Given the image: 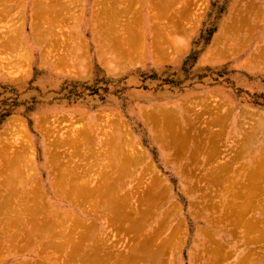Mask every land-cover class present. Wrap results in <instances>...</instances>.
I'll return each instance as SVG.
<instances>
[{"label":"rangeland","instance_id":"obj_1","mask_svg":"<svg viewBox=\"0 0 264 264\" xmlns=\"http://www.w3.org/2000/svg\"><path fill=\"white\" fill-rule=\"evenodd\" d=\"M43 1L0 0V190L7 169L18 175L3 195L17 197L14 211L0 209V264H95V244L130 253L140 237L155 257L128 264H264V0H121L120 18L113 8L107 16L108 0ZM63 187L79 195L58 194ZM96 189L115 214L93 209ZM35 195L69 214L56 231L76 230L79 242L86 234L90 258L43 248L34 226L38 244L20 249L38 221L25 224L18 212ZM232 206L241 220L227 216Z\"/></svg>","mask_w":264,"mask_h":264},{"label":"bare ground","instance_id":"obj_2","mask_svg":"<svg viewBox=\"0 0 264 264\" xmlns=\"http://www.w3.org/2000/svg\"><path fill=\"white\" fill-rule=\"evenodd\" d=\"M124 1H125V0H124ZM6 2H7V1H6ZM15 2H16V1H15ZM40 2H41V1H39V3H40ZM43 2H44V1H43ZM106 2H107V1H106ZM120 2H121V0H110V1L108 0V2L106 3V5H107L106 7H107V8H106V9L104 8L105 11L107 12V16H108V17H109V15L111 14V13L109 14L108 12H111V11H112V10H110V8L112 9L114 5L116 6V5H117L118 3H120ZM125 2H126V1H125ZM128 2L131 3V0L128 1ZM128 2H127V4H129ZM44 3L47 4V3H46V0H45ZM123 3H124V2H123ZM41 4H42V2H41ZM41 4H39V5H41ZM45 4H43L42 6H38L37 8H35V10H36V9L38 10L39 8H42V7H43V10H45V8H44V7H46V6H44ZM58 4H59V3H58ZM110 4H111V5H110ZM120 4H121V3H120ZM11 5H12V4H11ZM49 5L52 6L53 4L49 3ZM49 5H47L48 8L50 7ZM104 5H105V3H104ZM109 5H110V6H109ZM0 6H1V5H0ZM55 6L58 7L57 5H55ZM59 6H60V5H59ZM65 6H66V5H65ZM65 6H64V9H65ZM115 6H114V7H115ZM10 7H13V6H10ZM10 7H7V9L10 8ZM33 7H36V6H33ZM47 7H46V9H47ZM56 7H55V8H56ZM68 7H69V6H68ZM128 7H129V6H128ZM130 7H131V6H130ZM14 8H15V7H14ZM58 8H61V7H58ZM58 8H57V11H58ZM121 8H122V7H121ZM124 8H125V7H124ZM126 8H127V7H126ZM131 8H132V7H131ZM5 9H6V8H4V11H5ZM33 9H34V8H33ZM51 9H52V10H51ZM53 9H54V5H53V7H50L49 10L47 9L46 11H44L43 14L45 13L46 16H47V13H48V14H52L51 11H53ZM67 9H68V8H67ZM113 9H114L116 12L118 11L117 13H115V15H116L115 17H116V18H117V17L120 18V16H121V15L118 16V15H119L118 13H121V14L123 13V14H124V11L126 12V10H124V9H123L122 12H120V9L118 8V6H117V9H118V10H116V8H113ZM255 9H256V8H255ZM255 9H254V10H255ZM11 10H13V9L11 8ZM37 10L34 11L35 14H36V13H39V14H40L41 11H42V10H41L40 12H39V11L37 12ZM50 10H51V11H50ZM54 10H55V9H54ZM7 11H8V14H9V10H7ZM251 11H252V10H251ZM1 12H2V11L0 10V13H1ZM50 12H51V13H50ZM53 12H55V11H53ZM5 13L7 14V12H5ZM11 13H12V12H11ZM11 13H10V14H11ZM113 13H114V11H113ZM113 13H112V14H113ZM252 13H253V12H252ZM262 13H263V12H262ZM6 14H5V15H6ZM39 14H37L36 16H38ZM108 14H109V15H108ZM123 14H122V15H123ZM2 15H4L3 12H2ZM2 15H0V17H2ZM5 15H4V17H5ZM45 15L42 16V14H41L42 19H41L40 16H39V18H40L42 21H43V20L45 21V17H46ZM48 16H49V15H48ZM104 16H106V14H105ZM111 16H112V15H111ZM111 16H110V17H111ZM43 17H44V18H43ZM115 17H114V18H115ZM5 18H6V17H5ZM247 18H249V17H247ZM46 19H47V18H46ZM237 19H238V18H237ZM243 19H244V17H243ZM238 20H239V19H238ZM244 20H245V19H244ZM247 20H248V19H247ZM42 21H41V23H42ZM257 21H258V20H257ZM235 22H236V21H235ZM241 22H242V21H241ZM257 25H258V23H257ZM226 33H227V32H226ZM230 38H231V37H230ZM128 39H129V38H128ZM121 44H122V43H121ZM238 44H239V43H238ZM240 44H241V43H240ZM123 45H124V44H123ZM129 45H130V44H129ZM120 49H121V48H120ZM130 50H131V49H130ZM134 50H135V49H134ZM222 50H223V49H222ZM119 51H120V50H119ZM224 51H225V50H224ZM121 52H122V49H121ZM221 55H222V54H221ZM261 58H263V57H261ZM154 116H155V115H154ZM156 116H158V115H156ZM162 117H163V116H162ZM164 117H165V116H164ZM165 118H167V117H165ZM164 120H165V119H164ZM166 120H167V119H166ZM168 121H169V120H168ZM148 122H149V121H148ZM155 122H156V121H155ZM222 122H223V121H222ZM160 123H161V122H160ZM170 123H171V122H170ZM167 124H168V122H167ZM172 124H174V123H172ZM175 124H176V123H175ZM169 126H171V125H169ZM169 126H168V127H169ZM176 126H178V125H176ZM176 126H175V128H177ZM259 126H260V125H259ZM171 127H172V126H171ZM166 128H167V127H166ZM158 129L160 130V128H158ZM158 129H157V130H158ZM161 129H163V127H162ZM153 130H154V129H153ZM157 130H156V132H157ZM168 130H169V129H168ZM160 131L163 132V130H160ZM169 132H170V130H169ZM255 132H256V131H255ZM171 133H172V132H171ZM161 134H163V133H161ZM164 134H165V133H164ZM157 136H158V135H157ZM163 136H164V135H163ZM168 136H169V135H168ZM161 137H162V136H161ZM170 138L172 139V137H170ZM177 138H178V137H177ZM177 138L175 139V141L177 140ZM155 139H156V138H155ZM164 139H168V137H167V138H164ZM180 139H181V138H180ZM183 139H184V137H183ZM210 139H211V138H210ZM184 140H186L185 142L187 143V139L185 138ZM184 140H182V141H184ZM156 141H157V140H156ZM180 141H181V140H179V142H180ZM206 141H207V140H206ZM117 142H118V140H117ZM166 142H167V141H166ZM168 142H169V141H168ZM173 142H174V139H173ZM173 142H172V143H173ZM179 142H178V143H179ZM185 142H183V143H185ZM189 142H190V141H189ZM209 142H210V141H209ZM175 143H176V142H175ZM175 143H174V145H175ZM180 143H181V142H180ZM180 143L178 144L179 147H180ZM183 143H182V144H183ZM207 143H208V142H207ZM187 144L189 145V143H187ZM107 145H108V144H107ZM172 145H173V144H172ZM185 145H186V144H185ZM203 145H204V144H203ZM106 147H107V146H106ZM167 147H168V145H167ZM186 147H187V146H186ZM186 147H185V148H186ZM206 147H207V146H206ZM168 148H170V144H169V147H168ZM172 148H173V147H172ZM172 148H171V149H172ZM171 149H170V150H171ZM166 150H167V149H166ZM173 150H174V148H173ZM109 151H110V150H109ZM168 151H169V150H168ZM179 151H180V150H179ZM205 151H206V148H205ZM173 152H175V151H173ZM186 153H188V152H186ZM240 153H241V152H240ZM260 153H261V152H260ZM107 154H108V153H107ZM176 154H177V153H176ZM209 154H210V152H209ZM253 154H254V153H253ZM262 154H263V153H262ZM262 154L259 155V157L262 156ZM109 155H110V154H109ZM238 155H239V154H238ZM241 155H242V154H241ZM263 155H264V154H263ZM116 156H117V155H116ZM106 157H107V155H106ZM238 157H240V156H238ZM238 157H237V158H238ZM253 157H254V156H253ZM259 157H258V159H257V161H258L257 163L260 162L261 164H263L262 166L264 167V158H262L263 161H260L261 158L259 159ZM113 158H114V157H113ZM120 158H121V157H120ZM120 158H119V159H120ZM240 158H241V157H240ZM189 159H190V158H189ZM211 159H212V158H211ZM234 159H235V157H234ZM251 159L253 160V158H251ZM116 161H117V164H118L119 161H118L117 159H116ZM191 161H192V160H191ZM236 161H237V160H236ZM15 162H16V161H15ZM103 162H104V161H103ZM121 162H122V161H120V164H121ZM8 163H9V162H8ZM11 163H13V162H11ZM16 163H17V162H16ZM113 163H114V162H113ZM115 163H116V162H115ZM9 164H10V163H9ZM104 164H105V163H104ZM120 164H118V165H120ZM7 165H8V164H7ZM12 165H13V164H12ZM108 165H109V164H108ZM114 165H115V164H114ZM118 165H117V166H118ZM205 165H206V164H205ZM256 165H257V164H256ZM256 165H255V166H256ZM10 166H11V165H10ZM13 166H14V165H13ZM62 166H64V165H62ZM65 166H67V165H65ZM115 166H116V165H115ZM117 166H116V167H117ZM259 166H260V165H259ZM259 166H256V167H259ZM57 167H58V166H57ZM60 167H61V166H60ZM107 167H108V166H107ZM119 167H120V166H119ZM122 167H123V165H122ZM122 167H121V168H122ZM263 167L260 166V168H259V172H261L260 176H263V174H264V171H263L264 169H263ZM8 168H9V166H8ZM12 168H13V167H12ZM68 168H69V167H68ZM222 168H223V167H222ZM222 168H221V169H222ZM225 168H226V167H225ZM6 169H7V168H6ZM6 169H5V170H6ZM61 169H63V168H61ZM109 169H110V167H109ZM218 169H219V168H218ZM231 169H232V168H231ZM249 169H250V168H249ZM260 169H261V170H260ZM58 170H59V169H58ZM256 170H257V169H256ZM13 171H14V170H13ZM13 171H12V174H13ZM60 171H61V170H60ZM222 171H223V170H222ZM227 171H228V170H227V168H226V172H227ZM257 171H258V170H257ZM7 172H8V173H7ZM16 172H18V171H16ZM63 172H64V171H63ZM104 172H105V170H104ZM112 172H113V171H112ZM116 172H117V171H116ZM217 172H220V171H217ZM223 172H224V171H223ZM248 172H249L248 174H250V173L252 172L251 169H250V171H248ZM259 172H256V174L258 173V175H259ZM5 173H6V178H7L6 180H7V181L5 180V177H4V180L6 181V183H5V181H4V183L7 184V185L1 183V184L3 185V189L0 190V196H1V197H0V201H1V202H0V207H1L0 209H2V206H3V208L5 207V208L8 209V205H9V206H10V207H9V210H11V209L13 210L14 205L17 204L16 202H14V203H15L14 205H13V204L10 205V204H11V201H13L12 198H14V196H13V197H9V195H7V196L9 197V199H11V200L9 201V199H6V200H5L4 198H6V197H4L3 195L6 196V194H9V193H12V192H13V187H15L17 184H14L15 186H13V181H12V180L15 179V178H16V180H17L18 177H16V176H18V175L15 174V178H14L13 176H11V174H9L10 172L8 171V169H7V171H5ZM5 173H3V174L5 175ZM60 173H61V172H60ZM65 173H66V172H65ZM65 173L62 174V175H64V176L61 175L63 179L65 178ZM19 174H20V173H19ZM102 174H103V172H102ZM107 174H109V172H108ZM218 174H219V173H218ZM218 174H217V175H218ZM252 174H254V172H252ZM256 174H255V175H256ZM104 175H105V174H104ZM110 175H111V174H110ZM215 175H216V173H215ZM215 175H214L215 178H217L218 176H220V174H219L218 176H217V175L215 176ZM221 175H222V174H221ZM255 175H254V176H255ZM21 176H22V175H21ZM107 176H108V175H106V176H104V177H107ZM113 176H114V175H113ZM113 176H112V177H113ZM223 176H224V174H223ZM223 176H221V177H223ZM226 176H228V175H226ZM226 176H225V177H226ZM108 177H110V176H108ZM112 177H111V178H112ZM116 177H117V176H116ZM116 177H115V179H116ZM214 177H212V178H214ZM221 177H220V179H221ZM225 177H224V178H225ZM249 177L252 179L253 175H251V176L248 175L247 180L249 179ZM19 178H20V177H19ZM22 178H23V177H22ZM113 178H114V177H113ZM224 178H222V179H224ZM226 178H227V177H226ZM259 178H260V177H259ZM261 178H264V177H261ZM100 179H101V178H100ZM102 179H103V177H102ZM104 179H105V178H104ZM107 179H108V178H107ZM217 179H218V178H217ZM217 179H215V180H217ZM228 179H229V178H228ZM245 179H246V178H245ZM256 179H257V178H256ZM16 180H15L14 182H16ZM18 180H19V179H18ZM109 180H110V179H108L107 181H109ZM118 180H119V179H118ZM121 180H123V179H121ZM212 180H213V179H212ZM103 181H104V180H103ZM115 181H116V180H115ZM115 181L113 180L112 182L115 183ZM225 181H226V180H225ZM245 181H246V180H245ZM249 181H251V180H249ZM254 181H255V179L253 180V183H254ZM22 182H23V181H22ZM119 182H121V181H119ZM216 182H217V181H216ZM241 182L243 183V181H241ZM246 182H247V181H246ZM19 183H20V182H19ZM100 183H101V182H100ZM119 184H120V183H119ZM119 184H118V185H119ZM244 184H247V183H243V184H242L244 187L247 186V185H244ZM250 184H251V187H252V188H255V187H253L255 183L252 185V183L250 182ZM103 185H104V184H103ZM103 185H101V186H103ZM115 185H116V183H115ZM118 185H117V186H118ZM120 185H121V184H120ZM216 185H217V184H216ZM240 186H241V184H240ZM1 187H2V186H1ZM16 187H17V186H16ZM16 187H15V188H16ZM97 187H98V186H97ZM109 187H110V186H109ZM112 187H115V186H112ZM159 187H160V186H159ZM21 188H22V187H20V189H21ZM69 188H70V186H69ZM95 188H96V187H95ZM95 188H94V189H95ZM105 188H106V187H105ZM160 188H161V187H160ZM73 189H75V190H73ZM82 189H83V188H82ZM101 189H102V188H101ZM101 189H100V190L96 189V191L94 190L93 196L95 195V197H98V198H94V197H93V198H94V199H93V200H94V202H93V209H97V211H98L99 209H101V212L103 211L104 213H105V211L109 210V211H108V214H110V213H109L110 211H111V213H114L113 211H117V210H119V209H116V210H115L114 206H116V205L114 204V202H115L114 200H113L112 202H108L107 200H106V201L104 200V201L102 202V200H103L102 198H104V197H103L102 194H101V193H102V192H101ZM148 189H150V188H148ZM155 189H156V188H155ZM155 189H154V190H155ZM69 190H71V189H69ZM69 190H68L67 187H63V188H58V190H56V191L58 192V194H60V193L62 192L63 194L72 195L71 198H73V199H75V198H74L72 192H75V194H77L76 191H79V192H80V190H76V188H74V187L72 188V190H71L70 193H69ZM103 190H105V189H103ZM103 190H102V191H103ZM151 190H152V189H151ZM154 190H152L151 192H153L154 195L156 196V194H155L156 191L154 192ZM157 190H158V189H157ZM166 190H167V189H166ZM250 190H252V189H250ZM250 190H249V191H250ZM17 191H18V190H17ZM20 191H21V190H20ZM106 191H109V189L106 190ZM148 191H150V190H148ZM79 192H78L77 195H79ZM110 192H111V189H110ZM110 192H109V193H110ZM157 192H158V191H157ZM23 193H24V192H23ZM147 193H148V192H147ZM249 193H250V192H249ZM249 193H248V195H249ZM16 194H17V193H15V195H16ZM75 194H74V195H75ZM149 194H151V195H149L150 198H152L151 196H154V195H152V193H150V192H149ZM243 194H244V192L242 193V195L240 194V196H239V194H238V196H239V198L243 199L242 202H243L244 204L241 202V203L243 204V207H244V206L246 207V205L249 204L248 202H249V201L251 202V200H250V199H251V196H247V197H245V199L248 198V202H247V200H244V198H243V197H244ZM23 195H25V194H23ZM36 195H37V194H36ZM36 195L34 196V198L32 197V198H33L32 200L37 201V202L35 203L34 201H30L31 203L33 202V203L35 204V206L33 205L34 208H33V206H30V207H32V209H31V208H28L29 205H30L31 203L29 204V201H27V199L25 200V201H26V204L24 203L23 200L21 201V203L23 202V203H24L26 206H28V207H26L25 205L23 206L25 212L22 210L23 207H22V208L20 207L22 213H21V212H20V213L18 212V215H19V216H21V217L23 218V217H27V216H30V215H43V216L46 217L47 219H48V217H49V220H48L49 222H48V221L46 220V218H45L47 225H48V223L51 224V223H53V222H57V219H58V221L60 222V220H61L60 217L69 216V214L66 215L64 212H61V211H59V210H57V209H54L55 206H52V207L50 206V207H49V205L47 204L48 202L46 203V206H45V202H43V201H46V200H43V198H40L43 194H41V196H39L38 198L36 197ZM77 195H76V197L78 198L79 196H77ZM106 195H108V194L106 193ZM106 195H105V196H106ZM244 195L246 196L247 193H245ZM11 196H12V195H11ZM20 196H21V197H20V199L18 198V200H21L22 198L25 199V197H26V195H25V197H24V196L22 197V195H20ZM55 196H57V195L55 194ZM130 196H131V195H130ZM158 196H160V194H159ZM158 196H157V197H154V199H155V198H158ZM228 196H229V195H228ZM242 196H243V197H242ZM2 197H3V198H2ZM8 197H7V198H8ZM109 197H110V195H109ZM124 197H125V195H124ZM145 197H147V196H145ZM230 197H231V196H230ZM249 197H250V198H249ZM15 198H17V197H15ZM15 198H14V199H15ZM27 198H28V197H27ZM30 198H31V197H30ZM30 198H28V200H29ZM36 198H37L38 200H39V199H40V200L38 201V200H36ZM110 198H111V197H110ZM122 198H123V197H122ZM234 198H235V197H234ZM236 198H237L236 200H238V197H236ZM3 199H4V200H3ZM44 199H45V197H44ZM73 199H72V200H73ZM112 199H113V198H112ZM123 199H124V198H123ZM130 199H131V198H130ZM145 199H146V198H145ZM147 199H148V197H147ZM147 199H146V201H147ZM241 199H239V202L241 201ZM16 200H17V199H16ZM42 200H43V201H42ZM138 200H139V199H138ZM141 200H142V198H141ZM148 200H150V199H148ZM226 200H227V198H226ZM234 200H235V199H234ZM234 200H233V201H234ZM227 201H228V200H227ZM19 202H20V201H18V203H19ZM104 202H105V203H104ZM128 202H129V201H128ZM136 202H137V201H136ZM153 202H154V200H153ZM239 202H238V203H239ZM245 202H247V203H245ZM112 203H113L114 205H113ZM121 203H122V202H121ZM139 203H140V202H139ZM142 203H145V202H142ZM154 203H155V202H154ZM232 203H233V202H232ZM236 203H237V202H236ZM236 203H235V204H236ZM28 204H29V205H28ZM49 204H50V203H49ZM117 204H119V203L117 202ZM129 204H131V203H128V205H129ZM151 204H152V202H151ZM242 204H241V205H242ZM245 204H246V205H245ZM18 205H19V204H18ZM18 205H17V206H18ZM21 205H22V204H21ZM47 205H48V207H49L50 209L47 208ZM123 205H124V204H123ZM238 205H239V204H238ZM241 205H240V206H241ZM12 206H13V208H12ZM44 206L46 207V209H48V210H47V213H45V209L43 210V208H45ZM124 206H125V205H124ZM124 206H123V208H125ZM138 206H139V205H138ZM152 206H153V204H152ZM234 206H235V205H234ZM248 206H249V205H247V207H246L247 210H248V208L250 207V206H249V207H248ZM230 207H231V206H230ZM243 207L241 206V209H242ZM245 207H244V208H245ZM20 208H18V211H20V210H19ZM117 208H118V206H117ZM132 208L136 209L134 206H133ZM150 208H153V207H150ZM233 208H236V209L232 211V210H230V208H229L230 212H233V213H232V214L229 213L230 215L227 214V216H230L231 219H233L232 216H233L234 212L236 211L235 213H237V207H233V206H232L231 209H233ZM251 208H252V206H251ZM53 209H54V210H53ZM111 209H112V210H111ZM120 209H121V207H120ZM125 209H126V208H125ZM130 209H131V208H130ZM134 209H133V210H134ZM238 209H239V212L241 213L242 210H240V207H239ZM252 209H253V208H252ZM104 210H105V211H104ZM121 210L123 211V209H121ZM121 210H120V211H121ZM127 210H129V209H127ZM131 210H132V209H131ZM138 210H139V209H138ZM245 210H246V209H245ZM245 210H244V211H245ZM247 210H246V211H247ZM249 210H250V208H249ZM1 211H2V210H1ZM1 211H0V215H5V214H1ZM4 211H5V210H4ZM13 211H14V210H13ZM15 211H17V210L15 209ZM48 211H50V212L48 213ZM149 211H150V210H149ZM152 211H153V210H152ZM244 211H243V212H244ZM246 211H245V212H246ZM6 212H7V211H6ZM128 212H129V211H128ZM142 212H143V211H142ZM228 212H229V211H228ZM9 213H10V212H9ZM98 213H99V212H98ZM104 213H103V214H104ZM106 213H107V212H106ZM115 213H116V212H115ZM115 213H114V214H115ZM120 213H121V212H120ZM6 214H7V213H6ZM13 214H14V213H13ZM94 214H95V213H94ZM108 214H107V215H108ZM129 214H130V213H129ZM144 214H148V213H144ZM149 214H150V212H149ZM154 214H155V212H154ZM238 214H239V213H237V215H238ZM243 214H244V213H243ZM246 214H247V213H246ZM246 214H245V215H246ZM8 215H9V214H7V216H8ZM18 215H15L17 221H14V220H13L12 222H17V223H19V222L21 221V223H22V220H18V219H19V217H17ZM104 215H105V214H104ZM112 215H113V214H112ZM123 215H124V214H123ZM152 215H153V214H152ZM152 215H151V216H152ZM231 215H232V216H231ZM234 215H236V214H234ZM237 215H236V218H237L238 221H239V219H240L239 217H240V215L242 216V213L239 214L238 217H237ZM245 215H243V217H244ZM5 216H6V215H5ZM9 216H10V215H9ZM110 216H111V215H110ZM110 216H109V217H110ZM151 216H150V217H151ZM201 216H202V215H201ZM227 216H226V214H225V217H227ZM21 217H20V218H21ZM44 217H43V218H44ZM118 217H119L118 219H120V215H119ZM127 217H128V216H127ZM129 217H130V216H129ZM146 217H147V216H146ZM233 217H234V216H233ZM51 218H52V219H51ZM56 218H57V219H56ZM59 218H60V219H59ZM111 218H112V217H111ZM141 218H143V217H141ZM148 218H149V217H148ZM203 218H204V216H203ZM227 218H228V221L231 220V219H229V217H227ZM227 218H225V219L227 220ZM236 218L233 219V220L236 221ZM241 218H242V217H241ZM50 219H51L52 221H50ZM55 219H56V221H55ZM115 219H117V218L115 217ZM115 219H114V220H115ZM149 219H150V218H149ZM210 219H211V218H210ZM45 220H44V221H45ZM80 220H81V219H80ZM140 220H141V219H140ZM153 220H154V219H153ZM208 220H209V219H208ZM208 220H206V221L209 223ZM223 220H224V218H223ZM226 220H225V221H226ZM233 220H231V221H233ZM240 220H241V219H240ZM249 220H250V219H249ZM41 221H42V220H41ZM110 221H111V220H110ZM110 221H109V222H110ZM115 221H116V220H115ZM122 221H123V220H122ZM146 221H147V220H146ZM25 222H26V221H25ZM27 222H28V220H27ZM32 222H33V221H32ZM39 222H40V221H39ZM50 222H51V223H50ZM59 222H57V223H59ZM80 222L82 223V221H80ZM163 222H164V221H163ZM207 222H206V223H207ZM245 222H246V221H245ZM251 222H252V221H251ZM28 223H29V222H28ZM30 223H31V221H30ZM41 223H42V222H41ZM60 223H61V222H60ZM115 223H116V222H115ZM118 223H119V221H118ZM139 223H140V222H139ZM143 223H145V222H143ZM149 223H151V222H149ZM211 223H212V221H211ZM237 223H238V222H237ZM253 223H254V222H253ZM255 223H256V221H255ZM255 223H254V224H255ZM25 224H26V223H25ZM25 224H24V225H25ZM38 224H39V223H38ZM160 224H161V223H160ZM33 225H34V224H33ZM41 225H42V224H41ZM44 225H45V223L42 225V226H43V227H42L43 229H44V228H45V229L48 228V227H45ZM47 225H46V226H47ZM51 225H52V224H51ZM51 225H50V226H51ZM132 225H133V224H132ZM135 225H136V224H135ZM137 225H138V224H137ZM137 225H136V226H137ZM140 225H142V224H140ZM249 225H250V224H249ZM252 225H253V224H252ZM15 226H16V225H15ZM34 226H35V225H34ZM36 226H37V228L39 227L37 224H36ZM36 226L34 227L35 229H36ZM93 226H94V225H93ZM162 226H163V225H162ZM254 226H255V225H253V228H254ZM17 227H18V226H17ZM143 227H144V226H143ZM147 227H148V225H147ZM147 227H146V228H147ZM248 227L250 228L251 226H248ZM21 228H22V227H20V229H18V230H21ZM32 228H33V226H32ZM39 228H40V227H39ZM51 228H52V227H51ZM51 228H50V229H51ZM53 228H54V227H53ZM53 228H52L51 230H53ZM62 228H63V227H62ZM70 228H71V227H70ZM72 228H73V227H72ZM72 228H71V229H72ZM76 228H78V227H76ZM133 228H134V227H133ZM137 228H141V227H137ZM251 228H252V227H251ZM40 229H41V228H40ZM45 229H44V230H45ZM50 229H49V231H50ZM55 229H56V227H55ZM63 229H64V228H63ZM142 229H143V228H142ZM204 229H205V228H204ZM16 230H17V229H16ZM22 230H23V229H22ZM37 230H39V229H37ZM44 230H43V231H44ZM46 230H47V229H46ZM144 230H145V228H144ZM202 230H203V229H202ZM213 230H215V229H213ZM213 230H212V231H213ZM252 230H253V229H252ZM254 230H255V229H254ZM61 231H62V230H61ZM75 231H76V230H75ZM75 231H74V233H75ZM136 231H137V230H136ZM177 231H178V230H177ZM206 231H207V230H206ZM212 231H210V232L212 233ZM37 232H38V231H37ZM39 232H41V231L39 230ZM46 232H47V231H46ZM46 232H45V233H46ZM64 232H65V229H64ZM139 232H140V231H139ZM201 232H202V231H201ZM207 232H208V231H207ZM217 232H218V231H217ZM263 232H264V231H262V233H263ZM30 233H31V232H30ZM30 233L27 234V237H28V235H29V236L31 235ZM65 233H66V232H65ZM65 233L63 234V232H62V234H61V235H63L62 237H65V239H64L65 242H64V241H60V242H58V240H57L58 243H56V242L53 243V241H55L53 238H55V239H58V238H59V237L56 238L57 233H56V234L54 233V236H52L53 238H50V240H53L52 242H51V241H48V240H49V236H50V234H52V233H49V235L47 234L48 236H46V234L43 233L44 235H41V236H46V237H48V238L44 237V239H43V237H41V236L39 237V238H42V239L44 240V242H45V244L43 245V248H47V249H48V248H53V249H55V250L57 249L58 251L60 250V251H59L60 253L64 252V250L67 251V250H69V249L71 250V248H72V249L76 248V247H77V243H79V241L76 242V241H75V237L73 236V238H74V240H73L74 243H73V244H75L74 247H73V245L71 244L72 241L70 240V239L72 238V236H71L72 233H71L70 235L68 234V236H65V235H66ZM74 233H73V234H74ZM144 233H145V232H144ZM214 233H215V232H214ZM214 233H213V234H214ZM34 234H35V233H34ZM37 234H38V233H37ZM39 234H40V233H39ZM59 234H60V232H59ZM59 234H58V235H59ZM73 234H72V235H73ZM145 234H146V233H145ZM217 234H218V233H217ZM52 235H53V234H52ZM80 235H81V234H80ZM83 235L85 236L86 234H83ZM149 235H150V234H149ZM158 235H159V234H158ZM205 235H207V233H206ZM211 235H212V234H211ZM263 235H264V234H263ZM32 236H33V237H32ZM35 236H36V235H35ZM35 236H34L33 233H32V235L29 237V238H31L30 240L26 238L27 241H28V243H26V242H25V243L28 244V245H26V244L24 245V244L21 243L22 246H20V249L22 250L23 248L26 249L25 247H27V248L29 247V248L27 249V251H28L30 248H32V246H31L32 242H33V241L36 242V240H32ZM69 236H70L71 238H69L68 240H70L69 242H70L71 245H68V241H67V238H68ZM75 236H76V235H75ZM84 236H83L82 239H80V244H78V247H79V246H80V247L82 246V245H81V241L85 238ZM86 236H87V235H86ZM93 236H94V235H93ZM97 236H98V235H97ZM146 236H147V235H146ZM172 236H173V235H172ZM213 236H214V235H213ZM79 237H80V236H79ZM81 237H82V235H81ZM98 237H99V236H98ZM128 237H129V236H128ZM156 237H157V236H156ZM177 237H178V236H177ZM207 237H210V238H211V236H209V235H208ZM60 238H61V236H60ZM73 238H72V239H73ZM86 238H87V237H86ZM129 238H130V237H129ZM138 238H139V237H138ZM140 238H141V242H142V239H143V238H142V237H140ZM140 238H139L138 242L136 243L137 245H134V249H133V247L131 248L133 251H132V250H131V252L128 251V252H130V253L123 252L124 250H123V251H118V250H120V249L115 250V248H117L118 246L113 247V245H110V246H112L111 248L108 247L107 245L105 246V243H104V245H103V242H102L101 240H99V241H101L102 244H101L100 242L97 243V244H95V242H96V239H95V242H94L95 245L93 244L94 246H93V250H92V251H93V260H92V259H91V260L93 261V263L95 262V264H101L102 262H103V263L106 262L105 264H107V263L109 264V262H111L112 264H115L116 262H119V263L122 262V263L124 264L125 262H126V263H127V262H129V263H130V262H134V261L138 260V259L140 258V256H141V258H142V255H143L144 253H145V254H144L145 256H146V253H147V256L150 255V256L147 258L148 260H149V259L152 260L155 256L152 258L153 255H152V253H149V250H148V249H149L148 246L151 247V245H148V243L151 242V241H150L151 239L149 238V242H148V239H147L148 237H147V238H146V239H147V240H146L147 242L144 240L145 242L143 241V244H141V242H140ZM151 238H152V237H151ZM88 239H89V236H88ZM88 239H87V240H88ZM100 239H101V238H100ZM144 239H145V238H144ZM173 239H174V238H173ZM213 239H214V237H213ZM46 240H47V241H46ZM76 240H77V239H76ZM168 240H169V239H168ZM171 240H172V239H171ZM210 240H211V239H210ZM214 240H215V239H214ZM83 241H84V240H83ZM212 241H213V240H212ZM22 242H23V241H22ZM66 242H67V244H66ZM110 242H111V241H110ZM113 242H114V241H113ZM121 242H122V241H121ZM164 242H165V241H164ZM171 242H172V241H171ZM210 242H211V241H210ZM210 242H209V243H210ZM218 242H220V241H218ZM218 242H217V243H218ZM227 242H228V241H227ZM36 243H37V242H36ZM39 243H40V242H39ZM55 243H56V244H55ZM83 243H84V242H83ZM92 243H93V242H92ZM214 243H215V242H214ZM34 244H35V243H34ZM37 244H38V243H37ZM107 244H108V243H107ZM114 244H115V243H114ZM161 244H162V243H161ZM206 244L208 245V241H207ZM32 245H33V244H32ZM66 245H68L70 248H69L68 246H66ZM115 245H117V244H115ZM209 245H210V244H209ZM30 246H31V247H30ZM38 246H39V245H38ZM38 246H37V247H38ZM45 246H46V247H45ZM71 246H72V247H71ZM75 246H76V247H75ZM83 246H84V244H83ZM159 246H160V245H159ZM170 246H171V245H170ZM172 246H173V245H172ZM219 246H220V245H219ZM223 246H224V245H223ZM33 247H34V245H33ZM40 247H41V246H40ZM78 247L76 248V249H77L76 252L78 251ZM106 247L108 248V251H105L106 253H103V254H102V252H104V250H107ZM130 247H131V246H130ZM163 247H164V246H163ZM167 247H168V246H167ZM167 247H166V248H167ZM205 247H206V246H205ZM210 247H211V245H210ZM212 247H213V246H212ZM226 247H227V246H226ZM18 248H19V247H18ZM18 248H17V249H18ZM66 248H67V249H66ZM112 248H113V249H112ZM118 248H119V247H118ZM125 248H126V247H125ZM128 248H129V246H128ZM156 248H157V247H156ZM156 248H155V249H156ZM203 248H204V247H203ZM206 248H207V247H206ZM215 248H216V246H215ZM218 248H219V247H218ZM224 248H225V247H224ZM24 249H23V250H24ZM88 249H89V248H88ZM91 249H92V248H91ZM91 249H90V250H91ZM144 249H145L146 251H144ZM153 249H154V248H153ZM160 249H162V248H160ZM169 249H170V248H169ZM207 249H208V248H207ZM219 249H221V248H219ZM23 250H22V251H23ZM82 250H83V247H82L81 251H82ZM158 250H159V249H158ZM171 250H172V249H171ZM211 250H213V248H212ZM211 250H209L208 253H209ZM217 250H218V249H217ZM217 250H216V251H217ZM25 251H26V250H25ZM27 251H26V252H27ZM203 251H205V250H203ZM216 251L213 250V251H211V252H216ZM220 251H221V250H220ZM226 251H227V250H226ZM71 252H72V251H71ZM71 252H70V253L67 252L68 255H70V254H71V256L74 255V253H73L74 250H73L72 253H71ZM76 252H75V253H76ZM90 252H91V251H90ZM122 252H123L124 254H123ZM143 252H144V253H143ZM159 252H160V251H158V253H159ZM161 252H162V251H161ZM168 252H169V251H168ZM231 252H232V251H231ZM231 252H230V253H231ZM17 253H18V251H17ZM23 253H25V252H23ZM80 253H81V252H80ZM83 253H84V252H83ZM125 253H126V254H125ZM142 253H143V254H142ZM153 253H154V252H153ZM155 253H156V256L160 254V253L158 254L157 252H155ZM208 253H207V254H208ZM218 253H219V252H218ZM14 254H15V253H14ZM63 254H65V253H63ZM76 254H77V253H76ZM86 254H87V252H86ZM86 254H85V255H86ZM162 254H163V253H162ZM205 254H206V252H205ZM17 255H18V254H17ZM59 255H60V254H59ZM87 255H88V254H87ZM154 255H155V254H154ZM210 255H211V254H210ZM65 256H66V254H65ZM79 256H80V254H79ZM79 256H78V257H79ZM88 256H90V255H88ZM211 256H212V255H211ZM213 256H214V255H213ZM218 256H220V255L218 254ZM222 256H223V255H222ZM68 257H69V256H68ZM80 257H81V256H80ZM86 257H87V256H86ZM8 258H9V256H8ZM72 258H73V256H72ZM72 258H71V259H72ZM89 258H90V257H89ZM143 258H144V257H143ZM222 258H225V259H226L225 256H223ZM58 259H59V258H58ZM63 259H64V257H63ZM69 259H70V258H69ZM71 259H70L69 261H71ZM75 259H76V258H75ZM145 259H146V257H145ZM147 259H146V260H147ZM205 259H206V258H205ZM83 260H85V259H83ZM141 260L145 262V260H143V259H141ZM141 260H139V261H137V262H141ZM212 260H213V258H212ZM216 260H217V258H216ZM216 260H215V261H216ZM64 261H65V260H64ZM92 261H90V262H92ZM153 261H154V260H153ZM153 261H152V263H153ZM219 261H220V260H219ZM39 262H40V261H39ZM57 262H59V261H57ZM72 262H73V260H72ZM96 262H101V263H96ZM137 262H136V263H137ZM150 262H151V261H150ZM156 262H157V261H156ZM156 262L154 261V263H156ZM167 262H168V261H167ZM167 262H166V263H167ZM213 262H214V261H213ZM81 263H82V262H81ZM83 263H84V262H83ZM86 263H88V261H86ZM119 263H118V264H119ZM136 263H135V264H136ZM154 263H153V264H154ZM22 264H23V263H22ZM41 264H42V263H41ZM65 264H66V263H65ZM156 264H157V263H156ZM168 264H169V262H168ZM196 264H198V262H197ZM262 264H263V263H262Z\"/></svg>","mask_w":264,"mask_h":264},{"label":"crops","instance_id":"obj_3","mask_svg":"<svg viewBox=\"0 0 264 264\" xmlns=\"http://www.w3.org/2000/svg\"><path fill=\"white\" fill-rule=\"evenodd\" d=\"M75 216H76V215H75ZM43 217H44L43 215H42V216H34V215H31V216H28V217H27V220H28V222H30V220H31V222H32L33 219H35V221H38L39 224H37V225H38L39 227L42 226V225L45 223L44 226H45V227H48V228H46L47 230H49L51 227H52V228L54 227L53 230H51V229H52V228H51L49 232L52 233L53 236H54V233H55V234L57 233L56 238H57V237H59V238H58V239H55V238H53L52 236H50L48 241H51V242L53 241V240H50V238H53V239L55 240V241H53V243H54V242L58 243V242H60V241H64L65 237H62L63 235H61V234H62V232H63V234H64L66 231H65V232H64V231H61V232H60V231H56V229H55V227L58 226V224L60 223V222L58 221V219H57V222H59V223H57V222H55L56 224H55V223H51L52 225L48 223V225H47L46 220L44 219V220H45V221H44V220H43ZM71 217H72V216H71ZM61 218H67V217L64 216V217H61ZM68 218H69V217H68ZM27 220H26L25 223H27ZM40 220H42V221H40ZM39 221H40V222H39ZM47 221H48V220H47ZM55 221H56V220H55ZM41 222H42V223H41ZM41 224H42V225H41ZM53 224H55V225H53ZM34 225L36 226V223H35ZM34 225H33V223H32V226H34ZM46 225H47V226H46ZM50 225H51V226H50ZM35 226H34V227H35ZM39 227L37 228V226H36V229L34 228V231H35V232H36V231L39 232V230H40L41 232H40V235H39V236L44 235V234H41V233L44 232L43 230H44L45 228L43 229V228H42L43 226H42V227H40V228H41V229H40ZM37 229H39V230H37ZM46 229H45V230H46ZM27 230L29 231V233L32 232V227H30V228L27 229ZM59 232H60V234H59ZM47 233H48V231H47ZM45 234H46V233H45ZM58 234H59V235H58ZM65 234H66V233H65ZM60 236H61V238H60ZM65 236H68V234H66ZM41 237H43V236H41ZM43 238H44V237H43ZM69 238H71V237L69 236V237L67 238L68 245H71V244H72L73 247H74V245H75V244H73L74 242H71V244H70V242H69L70 240H68ZM72 238H73V236H72ZM72 238H71V239H72ZM73 239H74V238H73ZM32 240H35V238H33ZM57 240H58V242H57ZM75 240H76V239H75ZM77 240H78V239H77ZM77 240H76V241H77ZM20 241L22 242V240H20ZM46 241H47V240H46ZM64 242H65V241H64ZM56 243H55V244H56ZM18 244H20V243H18ZM66 244H67V242H66ZM78 244H80V242L77 243V247H78ZM68 245H66V246H68ZM68 247H69V246H68ZM71 247H72V246H71ZM75 247H76V246H75ZM77 247H76V248H77ZM82 247H83V251H84L83 256H85V257H86V256L89 257V256L86 254V252H88L90 249L85 250V245H84V246L82 245L81 247L79 246L78 248H80V250H81ZM69 248H70V247H69ZM76 248H74V249L71 248V250H76ZM51 249H53V248H51ZM66 249H67V248H66ZM55 251H56V252H59L60 250L58 251V250L56 249ZM67 252L70 253V252H71L70 249L67 250V251L64 250V252H62L61 255H62V256H65V254H66V256H69ZM59 253H60V252H59ZM63 253H65V254L63 255ZM71 253H72V252H71ZM79 254H80V253H79ZM79 254H78V255H79ZM85 254H86V255H85ZM89 254L92 256V255H93V252H91V253H89ZM102 254H103V252H102ZM70 255H71V254H70ZM78 255H77V257H78ZM92 259H93V257H92ZM96 263H101V262H96ZM105 263H106V262H105ZM105 263L102 262L101 264H105ZM118 263H119V262H116L115 264H118ZM125 263H126V262H125ZM125 263H124V264H125ZM128 263H129V262H127V264H128ZM130 263H133V262H130ZM107 264H108V263H107ZM109 264H112V263L109 262ZM119 264H123V263L120 262Z\"/></svg>","mask_w":264,"mask_h":264}]
</instances>
